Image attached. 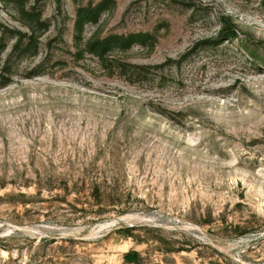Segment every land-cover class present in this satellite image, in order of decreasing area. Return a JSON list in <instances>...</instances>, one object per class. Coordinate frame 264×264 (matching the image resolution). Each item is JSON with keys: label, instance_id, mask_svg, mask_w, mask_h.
I'll return each mask as SVG.
<instances>
[{"label": "rangeland", "instance_id": "obj_1", "mask_svg": "<svg viewBox=\"0 0 264 264\" xmlns=\"http://www.w3.org/2000/svg\"><path fill=\"white\" fill-rule=\"evenodd\" d=\"M98 1L0 0V264H264V0Z\"/></svg>", "mask_w": 264, "mask_h": 264}, {"label": "trees", "instance_id": "obj_2", "mask_svg": "<svg viewBox=\"0 0 264 264\" xmlns=\"http://www.w3.org/2000/svg\"><path fill=\"white\" fill-rule=\"evenodd\" d=\"M105 0H100L94 5H84L79 6L75 10V18L73 21V26L76 32H80V28L85 22H93L96 20L100 11H102L105 7ZM23 10V9H21ZM31 9L27 12L23 10V14L28 16V19L24 21V25L27 28V31H9L12 32L9 36L13 38V43L11 44L10 53L15 54L17 56H24L27 54H34L38 44V32L35 31L39 26L41 28H45L46 24L44 21L40 20L39 13L33 12ZM231 23L225 20L222 22L221 29L219 34L221 37H225V39H231L235 36L233 32ZM3 33L1 32V35ZM1 37V36H0ZM150 35L146 32H127V33H111L106 34L101 37L90 38L85 42L84 50L98 58H102L108 51L113 48H119L121 50H125L129 48L133 44H141L149 40ZM218 39L214 40H204L202 43L204 44H212L217 42ZM211 45V46H212ZM3 44L0 48H3ZM262 62V61H260ZM8 61L5 60L2 69L7 67ZM264 63V62H263ZM125 73L139 75L141 72L139 70H129L125 71ZM40 71H31L28 73L26 78H30L32 76L40 75ZM8 83V79H4L0 81V87L5 86ZM123 259L125 262H131L135 259L131 258L130 253L127 252L123 255Z\"/></svg>", "mask_w": 264, "mask_h": 264}]
</instances>
